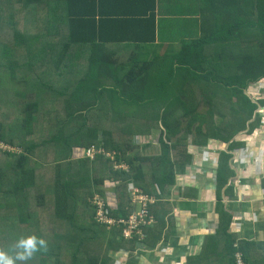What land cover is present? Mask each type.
Instances as JSON below:
<instances>
[{
  "label": "trees",
  "instance_id": "1",
  "mask_svg": "<svg viewBox=\"0 0 264 264\" xmlns=\"http://www.w3.org/2000/svg\"><path fill=\"white\" fill-rule=\"evenodd\" d=\"M67 2L0 0V73L5 79L9 75L10 91H14L0 84L4 101L0 142L17 150L0 149V251L14 255L16 241L30 235L47 244L46 250L17 264H97L98 259L99 264H109L108 251L126 248L135 240L122 239L120 227L106 229L96 223L89 200L99 195L111 218L126 219L131 213L125 198L128 185L146 192L142 164L159 169L153 179L160 188L162 183L171 185L174 175L190 161L189 139L200 147L210 140L228 143L231 151L239 147L236 135L259 126L258 109L264 106V101L253 102L245 93L248 85L264 80V42L247 48L249 44L199 41L181 44L172 53L154 54L149 60L137 55L143 56L140 49L150 51L153 44H131L134 56L127 64H117L102 38L95 40L94 20L89 39L87 30L79 27L86 24L87 15L55 14ZM254 7V20L237 21V35L219 29L213 39L229 42L249 31L264 40V0ZM206 47L215 52L214 57L205 54ZM48 102L60 106L59 118L40 111ZM93 114H106L113 123L122 120L123 126L85 128ZM137 115L162 126L160 153L155 157L129 154L136 149L126 139L129 130L130 138L134 133L130 127L143 136L149 132L146 125L135 123ZM126 121L131 122L129 127ZM38 123H48L50 128L42 143H37ZM90 146L102 148L113 161L83 157ZM75 147L84 149L81 158L72 159ZM38 151L48 153L42 164L35 160ZM230 158V153L219 152L218 180L231 175ZM112 162L124 163L127 169L116 170ZM107 180L118 182L113 206L101 195Z\"/></svg>",
  "mask_w": 264,
  "mask_h": 264
},
{
  "label": "crops",
  "instance_id": "2",
  "mask_svg": "<svg viewBox=\"0 0 264 264\" xmlns=\"http://www.w3.org/2000/svg\"><path fill=\"white\" fill-rule=\"evenodd\" d=\"M69 1L64 9L58 7L55 14L61 17L87 15L86 24L79 27L87 30L89 39L93 37L90 21L94 20L98 31L95 40L102 38V44L114 52L117 64H127L134 56L131 44H153L150 51L140 49L143 56L137 55V59L149 60L154 54L172 53L181 44L199 41L198 44H249L247 48L250 44L264 42L262 37L256 38L249 31L229 42L213 39L219 29L221 33L231 31L236 34L237 21L241 18L254 20L257 15L254 6L258 0H71L72 6ZM62 31L65 32L64 28ZM143 40L149 43H141ZM204 52L215 56L211 48L206 47ZM245 93L253 102L264 101V80L248 85ZM41 107L44 112L54 111L58 118L62 114L58 105L48 102ZM258 110L259 126L249 131L247 128L244 134L234 138L239 147L231 151H227L228 143L210 140L200 147L189 139L186 151L191 155L190 161L174 175L171 185L162 183L160 188L153 179V174L158 176L160 173L159 169L148 163L142 164L145 194L155 199L150 207L154 224L143 231L141 240L135 239L118 251H108L109 264H233V246L238 244L242 245L249 264H264V106ZM102 116L89 115L85 128L97 129L96 126L101 124L114 129L123 126L122 120L113 123L106 114ZM130 123L126 121L124 125L129 127ZM135 123L146 125L149 132L143 136L134 126L130 127L134 133L130 138L129 130L126 139H130L136 149L129 154L131 157L157 156L162 126L143 121L140 115L136 116ZM41 124H37L40 129L37 143L44 141L50 129L48 123ZM153 127L160 130L156 136L152 135ZM83 150L73 148L72 159L81 158ZM221 151L231 154L228 161L231 175L226 180L223 175L218 180L216 175ZM38 154L35 160L39 162L48 157L47 151L42 154L38 151ZM118 165L127 167L124 163ZM117 185L118 182L107 180L100 188L101 195L111 206L116 201ZM132 187L138 188L128 185L125 195L131 212L137 209L129 195Z\"/></svg>",
  "mask_w": 264,
  "mask_h": 264
},
{
  "label": "built area",
  "instance_id": "3",
  "mask_svg": "<svg viewBox=\"0 0 264 264\" xmlns=\"http://www.w3.org/2000/svg\"><path fill=\"white\" fill-rule=\"evenodd\" d=\"M8 146H3L2 150L7 152H14L15 150ZM103 156L113 161V156L103 151L100 147L90 146L85 149L84 157L93 160L95 157ZM114 169L126 170L124 165H117L113 162ZM131 203L137 207L131 212L126 219H114L109 216V209H107L106 202L99 195H94L89 204L93 211V217L96 223L105 226L106 229L113 227L121 228V237L124 240L137 239L141 240L143 231L154 224V218L150 213V207L154 204L155 199L143 193L140 189L132 187L129 191ZM233 264H247L244 253L240 251L239 246L234 245Z\"/></svg>",
  "mask_w": 264,
  "mask_h": 264
},
{
  "label": "clouds",
  "instance_id": "4",
  "mask_svg": "<svg viewBox=\"0 0 264 264\" xmlns=\"http://www.w3.org/2000/svg\"><path fill=\"white\" fill-rule=\"evenodd\" d=\"M14 150V152L10 153L17 152L16 149ZM14 248V255H10L7 252L0 251V264H17V262L27 261L35 252L46 250L47 244L44 239L39 238L35 235H30L25 238L18 239L14 245Z\"/></svg>",
  "mask_w": 264,
  "mask_h": 264
},
{
  "label": "rangeland",
  "instance_id": "5",
  "mask_svg": "<svg viewBox=\"0 0 264 264\" xmlns=\"http://www.w3.org/2000/svg\"><path fill=\"white\" fill-rule=\"evenodd\" d=\"M6 45H8V44H6ZM92 71H93V67H92ZM8 79V80H7ZM9 80H10V78H9V75H8V77H6V79L4 78V75L3 74H1L0 73V84H1V87H4V84H7L6 85V87L8 88V90L10 91V86H12V85H10V83H9ZM79 81V79L78 80H74V82L76 83V82H78ZM20 89H21V86H20ZM39 89V88H38ZM10 92H12V93H14V91H10ZM105 95H107L106 93H105ZM0 97L2 98V96L0 95ZM4 104V101L3 100H1L0 99V105H3ZM20 111V110H19ZM40 111H43V109H42V107L40 106ZM50 113V117L52 118V116L54 115L55 116V112L54 111H51V112H49ZM56 116H58V115H56ZM48 116H47V120H48ZM79 122H83L84 121V119L83 118H80L79 117V120H78ZM2 122H4V121H2ZM248 130H249V128H248ZM159 129L158 128H155V127H153L152 128V135H157L158 133H159ZM242 134H244V132H242V133H239L238 135H236V137H235V140H236V138H238L240 135H242ZM47 135H45V137H46ZM3 146H8L7 144H5L4 142H0V149L2 150V147ZM10 151H12V149L10 150Z\"/></svg>",
  "mask_w": 264,
  "mask_h": 264
}]
</instances>
